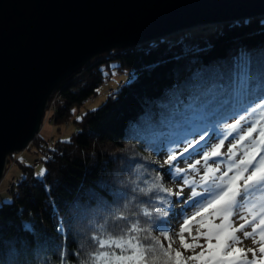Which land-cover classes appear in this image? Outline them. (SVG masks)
<instances>
[{
  "label": "trees",
  "instance_id": "trees-1",
  "mask_svg": "<svg viewBox=\"0 0 264 264\" xmlns=\"http://www.w3.org/2000/svg\"><path fill=\"white\" fill-rule=\"evenodd\" d=\"M212 27L215 30L197 39L195 47L187 48L180 37H168L116 50L60 84L57 126L97 96L106 80L105 66L114 64L112 69L132 70L135 76L100 108L74 120L77 131L69 140L48 146L39 135L30 144L28 150L44 155L47 171L38 178L33 166L23 165L22 180L9 191L13 201L0 206V264H84L96 251L93 236L105 230L118 233L117 223L127 227L128 221L114 219L121 212L130 221L139 219L142 226L150 223L152 234L162 241L161 232L171 234L176 216L188 215L190 199L178 204L183 195L175 200L153 189L157 183L167 188L158 175L182 182L174 170L168 174L169 165L162 168L155 159L183 149L184 142H176L175 136L206 128L219 118L217 133L207 134L210 143H217L228 124L248 115L244 107L250 110L252 105L245 92L264 75V16ZM242 55L250 69L247 86L238 67ZM204 147V142L197 145L191 160L201 158ZM174 163L187 169L183 164L189 160ZM141 189L152 190L145 195ZM145 208L152 212L150 218L142 216Z\"/></svg>",
  "mask_w": 264,
  "mask_h": 264
},
{
  "label": "water",
  "instance_id": "water-1",
  "mask_svg": "<svg viewBox=\"0 0 264 264\" xmlns=\"http://www.w3.org/2000/svg\"><path fill=\"white\" fill-rule=\"evenodd\" d=\"M262 16L264 0H0V182L60 84L95 58Z\"/></svg>",
  "mask_w": 264,
  "mask_h": 264
},
{
  "label": "snow or ice",
  "instance_id": "snow-or-ice-1",
  "mask_svg": "<svg viewBox=\"0 0 264 264\" xmlns=\"http://www.w3.org/2000/svg\"><path fill=\"white\" fill-rule=\"evenodd\" d=\"M241 61L238 65L241 69L240 78L242 84L247 86L251 81L250 69L243 55ZM245 97L252 105L250 110L244 107L248 115H240L234 123L228 124L227 130L218 134L217 143H210L211 138L207 134L209 131L217 133L219 118L206 128H193L175 136L176 142H184L185 146L179 153L168 155L165 164L169 165V175L174 170L182 180L181 190L173 192L160 183L154 184L153 189L180 196L185 185L201 188V191L191 188L190 206L195 210L181 220L179 231L172 234L167 230L162 231V241L159 236L152 234L155 228L150 223L142 226L139 219L130 221L121 212L114 219L128 221L127 227L117 223L114 228L119 229L118 233L105 230L93 236L96 251L89 253L84 264H264V75L260 77L259 84L247 88ZM242 122L249 126L243 128ZM196 136L199 138L188 139ZM229 137L232 140L227 152H222ZM201 142L205 144L200 150L201 158L188 164L187 169L176 167L174 162H178L179 158L191 160L192 151ZM202 162L203 174L199 180L188 178V171L200 172L197 166ZM46 171L42 169L37 175L44 176ZM157 180L162 181V177L158 175ZM151 190L141 189L145 195ZM245 212L251 215V220L244 215ZM141 214L143 217L152 216V212L146 208L141 210ZM167 214L163 213L164 216ZM233 216H238L244 223L235 227ZM213 218L219 219L220 223H214ZM193 222L198 225L195 235L192 234ZM249 224L252 231H244ZM237 232H242L244 239L252 238L254 244H259V257L255 248L237 246L243 242L236 235ZM185 233L191 237V243ZM176 239H179L185 251H191L192 254L185 257L180 250L174 249L172 245ZM201 239L204 240L203 244L200 243ZM197 248L200 251L197 252ZM249 252L252 253L251 259L248 258Z\"/></svg>",
  "mask_w": 264,
  "mask_h": 264
},
{
  "label": "rangeland",
  "instance_id": "rangeland-1",
  "mask_svg": "<svg viewBox=\"0 0 264 264\" xmlns=\"http://www.w3.org/2000/svg\"><path fill=\"white\" fill-rule=\"evenodd\" d=\"M220 25H223V24H219V26ZM212 26H216V25H212ZM212 26H197V27H193L187 30L179 31L178 33H175L168 37H172V38L180 37V40H183V44L187 46V48H191L193 46L194 47L197 46V43H196L197 39L202 38L203 36L207 35L209 31L215 30V28ZM168 37H165V38H168ZM165 38H162V39H165ZM113 66H116V65L114 64L111 65L110 69L106 68L105 66L104 73L106 76V80L103 83V85L99 88L97 92V96L91 98V100L88 103H86L85 106L81 110H75L72 117L64 124L57 126L55 125V120H54V114L57 111L58 105L59 103H61L62 100H58L59 96H57L56 100L54 101V104H53V101L52 103H50L49 105L50 107L48 106L47 108L44 121H43V125H42V129L40 132L42 140L45 142V144H47L48 146H53V144H55L58 141L69 140L72 137V135H74V133H76L77 131V126L74 124V120L81 119L82 116L87 111H94L100 108L106 102V100L108 99V97L110 96L112 92L116 91L122 84H125L131 81L132 77L134 76L132 70L119 72L115 69H112ZM245 124L247 123H244V122L242 123L243 128H247L249 126L247 124L248 126L245 127ZM228 146L225 144L224 148L222 149V152H227ZM43 159H44V155L42 153L37 154L35 148H33L32 150L26 149L25 151L21 153H16L8 158L7 166H6L7 167L6 173L4 175L3 180L0 182V206H2L5 203H10L13 201V196L12 194L9 193V191L12 189V186L15 182L18 183L19 180L20 181L22 180L21 176L23 175V171H22L23 165L33 166L35 170V175L38 178L43 177V176L37 175L38 173L41 172L42 169H46V165ZM166 159L167 158L164 159L163 157H157L155 159V162L162 168L167 167V164H165ZM195 160L197 159L189 160L188 164L194 163ZM209 163L211 162L209 161ZM188 164H183V165H186L187 167L185 168H188ZM202 165H203V162L201 165L197 166V168L200 169L199 173L188 171L186 173L188 178H192V177L196 178V176H198V178L196 179L199 180L200 175L202 174V171H203ZM162 178H163L165 186L168 189H171L173 192L181 190V185L183 182L180 181L179 183H177V181H175L171 177H168L167 175H163ZM192 187H195V186L193 185ZM192 187H189L187 185L183 186L182 195L184 197H181L178 200H177L178 198L177 196L172 195L176 197L175 200L178 201L177 202L178 204L189 201L188 196L191 192ZM197 191H200V190L197 189ZM193 210L195 209L193 208L190 209L188 207L187 210H185V214H188L187 216H189L191 215ZM244 215L247 216L248 219H250L249 218L251 216L250 214L245 212ZM183 218H184L183 214L177 215L176 220L172 221L171 234L173 232L179 231L180 222ZM232 220L235 222L234 224L235 227H239L238 224L244 223V220L239 219L238 216H233ZM213 221L214 223H217V224L220 223V220L216 218H213ZM197 227L198 225L196 224V222H193V226H192L193 235L196 234ZM244 231H252V226L250 225L246 227ZM237 234L243 240V242L240 245L241 246L247 245V247H244V249L255 248L257 250V256L259 257V251H258L259 244L258 243L254 244L252 238L244 239L242 232H237ZM185 237L187 238L189 243L192 242V239L188 235V233H185ZM257 239H258V236H257ZM200 243L203 244L204 240L201 239ZM172 246L175 249L180 250L183 254L185 253V250L180 246L179 239H176L175 243H173ZM248 258H252L251 252L248 253Z\"/></svg>",
  "mask_w": 264,
  "mask_h": 264
},
{
  "label": "built area",
  "instance_id": "built-area-1",
  "mask_svg": "<svg viewBox=\"0 0 264 264\" xmlns=\"http://www.w3.org/2000/svg\"><path fill=\"white\" fill-rule=\"evenodd\" d=\"M57 96H59V99H58V100H61V96H60L59 94L55 93V94L52 96V98H51V100H50V103H52V101H53V104H54V101L56 100ZM50 103H49V105H50ZM49 107H50V106H49ZM53 114H54V113H53ZM18 182H19V181H18Z\"/></svg>",
  "mask_w": 264,
  "mask_h": 264
},
{
  "label": "bare ground",
  "instance_id": "bare-ground-1",
  "mask_svg": "<svg viewBox=\"0 0 264 264\" xmlns=\"http://www.w3.org/2000/svg\"><path fill=\"white\" fill-rule=\"evenodd\" d=\"M112 93H113V92H112ZM112 93H111V94H112ZM39 135H41V134H39ZM39 135H38V136H39ZM34 173H35V170H34ZM16 184H17V183L15 182V183L13 184V186H15ZM13 186H12V188H13Z\"/></svg>",
  "mask_w": 264,
  "mask_h": 264
}]
</instances>
